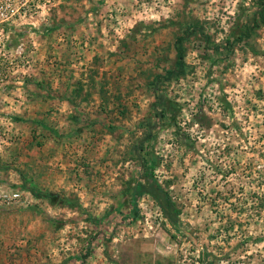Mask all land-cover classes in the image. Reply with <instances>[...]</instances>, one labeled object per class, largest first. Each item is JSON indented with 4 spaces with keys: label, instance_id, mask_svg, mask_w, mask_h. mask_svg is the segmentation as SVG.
<instances>
[{
    "label": "rangeland",
    "instance_id": "obj_1",
    "mask_svg": "<svg viewBox=\"0 0 264 264\" xmlns=\"http://www.w3.org/2000/svg\"><path fill=\"white\" fill-rule=\"evenodd\" d=\"M3 9L0 264H264V0Z\"/></svg>",
    "mask_w": 264,
    "mask_h": 264
},
{
    "label": "trees",
    "instance_id": "obj_2",
    "mask_svg": "<svg viewBox=\"0 0 264 264\" xmlns=\"http://www.w3.org/2000/svg\"><path fill=\"white\" fill-rule=\"evenodd\" d=\"M181 43H182V39H178L177 49H178L179 62L177 63V65H178V68L181 71H183L185 67V57H184L182 49L178 47V45ZM147 178L149 181V186L146 188V193H148L157 202V204L162 209L163 215L168 220L170 225H172L177 232L181 233L182 230H181V220L179 216V211H178L176 204L170 197V194L163 189V187L155 179L152 172L147 173ZM137 194H141V193L140 192L137 193L136 191V194H135L136 198L139 197L137 196ZM49 199L52 204H56L60 200L57 195H50ZM66 202H69V201H66ZM132 206H133V211L131 215H129L128 217L130 219V223H133L134 221H136L140 216V211L137 208L138 206L135 200L132 201ZM261 206L262 208H264V199H263V202L261 203ZM90 253H91V248L87 250L86 255L83 257L84 262L87 261V259L90 256L89 255ZM207 255L208 254L206 252H203L201 263L202 264H213L212 262L209 261Z\"/></svg>",
    "mask_w": 264,
    "mask_h": 264
},
{
    "label": "built area",
    "instance_id": "obj_3",
    "mask_svg": "<svg viewBox=\"0 0 264 264\" xmlns=\"http://www.w3.org/2000/svg\"><path fill=\"white\" fill-rule=\"evenodd\" d=\"M6 3H7V0H0V9L2 10V11H4V6L6 5ZM3 14V13H2Z\"/></svg>",
    "mask_w": 264,
    "mask_h": 264
}]
</instances>
